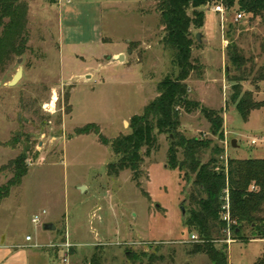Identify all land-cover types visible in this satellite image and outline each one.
I'll use <instances>...</instances> for the list:
<instances>
[{"label":"rangeland","instance_id":"rangeland-1","mask_svg":"<svg viewBox=\"0 0 264 264\" xmlns=\"http://www.w3.org/2000/svg\"><path fill=\"white\" fill-rule=\"evenodd\" d=\"M26 1L28 47L0 70V264H91L96 253L101 264H210L206 254H193L191 237L199 233L186 225L192 185L169 167L167 134H158L136 180L131 170L109 174L117 160L111 144L76 132L92 123L108 140L131 132V117L177 73L160 0ZM215 2L202 7L204 27L192 29L202 71L186 84L193 101L222 112L224 139L211 134L200 109L182 115L181 131L212 138L224 158H264V21L235 8L216 12ZM123 50L122 61L110 62ZM21 66L23 77L9 85ZM239 84L263 104L248 121L233 101ZM18 167L28 173L10 185ZM45 222L56 230H44ZM243 232L248 239L227 231L217 241L228 245L229 264H256L264 255V238ZM64 242L73 244L68 261L65 247L51 246Z\"/></svg>","mask_w":264,"mask_h":264},{"label":"trees","instance_id":"trees-1","mask_svg":"<svg viewBox=\"0 0 264 264\" xmlns=\"http://www.w3.org/2000/svg\"><path fill=\"white\" fill-rule=\"evenodd\" d=\"M208 1H159L160 21L164 27L163 41L166 47L173 50L178 70L158 83L159 94L145 106L141 115L131 117V132L108 140L96 123L78 127L76 132L95 133L104 144H111L117 160L108 164L109 174L118 175L131 170L136 180L143 173L141 167L145 154L158 147V134H167L170 140L169 167L179 169L192 185L188 195L191 208L186 225L189 231L199 233L192 245L193 254H206L210 264H229L228 245L217 244L218 240H226L228 236V222L223 216L226 195L229 198L230 216L236 221L231 225L234 238L248 239L243 232L245 230L264 238V158H224L225 150L212 138L188 137L181 131L182 115L200 109L210 122L211 134L221 140L225 135L222 112L193 101L189 97L190 87L186 84L193 72L202 71L200 60L193 53L196 41L192 29L204 27L206 19L202 7ZM212 1H221L229 10L235 8L250 18L264 21V0ZM29 9L26 0H0V70L14 56H22L28 47ZM240 57L233 55V61L238 63ZM233 101L245 121L250 119L252 111L263 106L261 102L253 100L251 91L242 93L240 84L234 86ZM208 150L211 155L205 160ZM16 162H20V159ZM18 169L10 185L21 182L28 173L27 169ZM91 264H101V256L96 253ZM256 264H264V255Z\"/></svg>","mask_w":264,"mask_h":264},{"label":"built area","instance_id":"built-area-1","mask_svg":"<svg viewBox=\"0 0 264 264\" xmlns=\"http://www.w3.org/2000/svg\"><path fill=\"white\" fill-rule=\"evenodd\" d=\"M215 3H217V2H215ZM226 9H227V7L221 1L218 2L217 5L214 6V11H216V12H224ZM242 16H243L242 13L238 12L236 17H235L236 21L241 19ZM259 140H260L259 138H254L252 140V144H257L259 142ZM225 200H227V202H226V205L224 206L223 216H224V220L228 222L227 231H228V233H230L231 232V225L235 224L236 221L232 219V217L230 216V213H229V198H228V195H226ZM46 212H47V210L45 209L43 211V213L45 214ZM40 220H41V215H34V217L32 218V222H34L36 224H39L41 222ZM230 235H231V233H230ZM26 238H27L28 241L33 239L31 235L27 236ZM191 238L194 241V240L198 239V236L196 234H193ZM35 246H38V244H35ZM51 246H53V247L54 246H63V247H65L64 248L65 251L63 253V256H64V260L68 261V258L70 256L69 251L73 247V244H71L70 242H64L61 245L52 243Z\"/></svg>","mask_w":264,"mask_h":264},{"label":"water","instance_id":"water-1","mask_svg":"<svg viewBox=\"0 0 264 264\" xmlns=\"http://www.w3.org/2000/svg\"><path fill=\"white\" fill-rule=\"evenodd\" d=\"M197 36V40L199 42H201V34L198 33L196 34ZM125 58V54H120L118 56H113L110 58V62H115V61H122L123 59ZM19 62H22L23 61V58H19L18 59ZM23 67L21 66L15 73L13 79L8 83L9 85H15L22 77H23ZM1 84V82H0ZM232 146L233 147H238L237 145V139H233L232 140ZM81 187V190L84 191L87 187H85L84 185L80 186ZM182 210H183V213L185 211L184 207H182ZM44 230H56V225L53 223V222H45L44 226H43Z\"/></svg>","mask_w":264,"mask_h":264},{"label":"crops","instance_id":"crops-1","mask_svg":"<svg viewBox=\"0 0 264 264\" xmlns=\"http://www.w3.org/2000/svg\"><path fill=\"white\" fill-rule=\"evenodd\" d=\"M131 41V39L129 40V42ZM123 52H125L124 50L123 51H120V52H116V53H113V54H111L110 55V57H113V56H118V55H120V54H124ZM125 57H126V54H125ZM225 131H226V128H225ZM228 131V130H227Z\"/></svg>","mask_w":264,"mask_h":264}]
</instances>
